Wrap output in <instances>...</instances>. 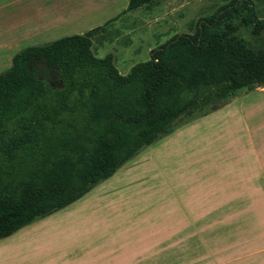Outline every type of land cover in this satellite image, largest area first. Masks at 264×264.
<instances>
[{"label": "trees", "instance_id": "obj_1", "mask_svg": "<svg viewBox=\"0 0 264 264\" xmlns=\"http://www.w3.org/2000/svg\"><path fill=\"white\" fill-rule=\"evenodd\" d=\"M160 1L129 0L127 11ZM103 30L26 48L0 74V239L75 203L178 120L264 86L252 0L219 7L126 75L94 54Z\"/></svg>", "mask_w": 264, "mask_h": 264}, {"label": "rangeland", "instance_id": "obj_2", "mask_svg": "<svg viewBox=\"0 0 264 264\" xmlns=\"http://www.w3.org/2000/svg\"><path fill=\"white\" fill-rule=\"evenodd\" d=\"M230 1L162 0L152 5L150 10L143 7L139 12L131 11L145 15L144 20L128 18L124 23L116 24L119 29L124 27L125 32L110 30L108 35L96 36L93 52L99 58L109 53L115 55L117 69L126 75L135 65L150 60L153 49L177 34H193L200 19L212 15L219 7ZM252 2L259 17L264 18V0ZM62 34L69 32L52 33L50 38L34 39L33 43L22 44L14 50V55L31 46L49 44L68 36ZM244 36L255 45L247 32H244ZM11 64L12 61L0 64V74L9 70ZM251 92L249 89L238 91L218 111L198 112L191 117L178 120L168 134L156 140V144L147 146L138 153V170L134 172L145 177L139 186L129 189V205L130 207L147 205L145 207L148 211L145 215L147 224L128 225L126 229L129 239L126 248L128 251L122 247L124 251L120 253L119 250L122 248L114 246V255L103 256L106 261L98 264H112L111 258L118 261L114 264H264V236H259L254 244L251 236L236 230L239 228L259 233L264 225H193V234L191 237L188 236V241L184 236L177 239L176 251L175 246H170L169 235V227L175 228L181 221L185 223L190 210L196 212L198 206L205 204L207 194L204 196L203 192L207 188L205 187L207 178L210 180L212 174L221 175L222 169L226 168L225 175L240 170L241 176H245L249 161H254L255 158L260 163L264 161V95L253 93L251 96ZM252 147H255V151ZM203 156L211 160V166L208 168L210 176L205 174L207 166H202L200 159ZM192 160L193 173L186 164ZM255 168L251 167L252 173ZM189 171L192 173L190 181ZM156 178H163L167 182L173 179L172 185H178L177 190L172 192L171 200L167 188L164 192L162 186L158 192L163 191L168 195L162 198L161 203L162 212H165L163 225H157L154 220L155 197L151 199L147 197L152 193ZM226 181L231 184L232 179ZM210 183L212 189L217 192L218 183L212 181ZM256 184L258 188L264 187L263 182L259 181ZM189 187L196 190L197 195L194 194L193 198L187 200ZM141 197H147L146 202ZM169 209H173L171 216L168 213ZM77 212V209L63 210L52 216L37 219L31 224L35 226L22 235L25 244L20 243L17 238L0 242V255L9 256L20 250L22 256L20 259L23 262L20 264H46L43 261L45 256L55 253L53 250L49 252L55 240L63 244L61 248L56 246V251L61 250L63 256L68 255L74 247L78 248L83 244V242L77 244V237L73 242L72 239L69 240L71 233L72 238L76 235L73 230H82L75 227L95 223L91 217L83 221L80 212ZM114 213L115 209L110 215ZM257 214V222H263V215ZM154 241L156 243L160 241V245L157 243L158 245L154 246ZM17 261L0 259V264H17Z\"/></svg>", "mask_w": 264, "mask_h": 264}, {"label": "crops", "instance_id": "obj_3", "mask_svg": "<svg viewBox=\"0 0 264 264\" xmlns=\"http://www.w3.org/2000/svg\"><path fill=\"white\" fill-rule=\"evenodd\" d=\"M128 6L129 0H0V64H8L13 61L14 50L22 44L33 43L34 39L50 38L52 33L69 32V34H62L68 35L65 37H69L83 35L90 30L103 26L104 30L98 35H108L110 30L125 32L126 29L124 27L119 29L116 24L124 23L128 18H137L138 21L145 18L143 14L127 11ZM147 10H150V7ZM94 42L95 38L93 39V45ZM44 44L42 43L41 45ZM113 56L116 63L115 55ZM251 90V96L253 93L264 95V86H258ZM156 142L153 144H156ZM204 147L207 148L208 146ZM252 149L255 151V147H252ZM137 156L138 154L120 167L110 178L99 182L75 203L59 210L77 209L83 221L91 217L95 223L93 225L74 226L82 230H73L76 235L72 238L71 233L69 240L72 239L71 242H73L77 237V244L81 242L83 244L78 248L74 247L66 256H63L61 250L56 251V246L61 248L63 244L61 241L55 240L49 250V252L53 250L55 253L54 255L51 253V255L45 256L44 263L98 264L106 261L103 256L107 254L114 255V246L118 247V249L122 247L126 249L128 247L129 239L126 233L128 225L147 224L145 219V215L148 213L145 208L147 205H143V207L135 205V207H130L129 205V189L133 186H139L145 177L143 174L134 172L138 170L137 159L139 158ZM200 160L202 166H207L205 174L210 176L208 173V168L211 166L210 158H204L203 156ZM192 162L194 161H187L186 164L187 168L193 173ZM246 166L247 174L245 176H241L240 170L236 173L232 172L225 175L227 170L223 168L221 175L214 176L212 174L209 177L210 180L207 178V185L205 186L207 188L203 192L204 196L207 194L205 204L198 206L196 212L190 210L187 213L188 218H186L185 223L181 221V224L176 225L175 228L169 227L170 246H175V251L179 236H184L186 241L189 239L188 236H192L193 225H264V187L258 188L256 184L259 181L264 183V161L260 163L255 158L254 161H249ZM252 166L256 167L253 173ZM194 168L196 167L194 166ZM191 172V175L188 176L189 181L192 177ZM196 172L198 173L197 169ZM226 179H232L231 184ZM169 180L167 182L163 178H156L153 182V189L151 188L152 193L147 196L149 199L153 196L155 197L153 209L155 211L154 220L157 225H163L165 212H162L161 203L164 196L168 197L163 191L161 193L158 192L162 189V186L164 187V192L167 188V191H170L169 198L171 200L172 192L177 190L178 185H172L173 179ZM210 181L218 183L217 192L212 189ZM188 189L190 191L188 192L187 200L193 198L194 194L197 195L196 190L190 187ZM141 198H144V202H146L147 199L145 197ZM114 209L115 213L110 215ZM172 212L173 209H169L168 213L170 216ZM175 212L176 208L174 209ZM257 213L263 215V222H257ZM31 224L7 238L0 239V242L17 238L20 243L25 244L22 235L35 226ZM69 228H71V225ZM134 228L136 227L134 226ZM236 230L251 236L254 239V244L259 236H264V228L259 233H253L248 230L243 231L239 228ZM154 243V246L157 243L160 245V241L157 243L154 241ZM123 248L119 250L120 253H123ZM0 257H4L0 259L9 261L18 260L17 264L22 262L20 250L14 251L9 256L0 255ZM115 262L118 261L113 258L110 259V263L114 264Z\"/></svg>", "mask_w": 264, "mask_h": 264}]
</instances>
